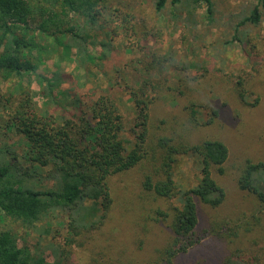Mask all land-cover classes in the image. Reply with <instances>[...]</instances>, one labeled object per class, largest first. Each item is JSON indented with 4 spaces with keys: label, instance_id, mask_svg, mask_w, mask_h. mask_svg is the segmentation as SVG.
<instances>
[{
    "label": "rangeland",
    "instance_id": "rangeland-1",
    "mask_svg": "<svg viewBox=\"0 0 264 264\" xmlns=\"http://www.w3.org/2000/svg\"><path fill=\"white\" fill-rule=\"evenodd\" d=\"M170 1L158 11L156 0H102L94 25H86L83 16L73 19L85 33L93 59L80 56L75 47L67 52L53 39L40 38L46 49L32 53L38 64L35 73L5 78L0 72V160L7 146L23 156L25 138L10 126L11 118L18 101L27 96L33 104L44 106L45 82L40 85V76L60 77L58 90L67 93L57 90L60 103L49 108L67 116L76 98L90 112L100 95L114 97L123 113L122 137L130 146L136 139L130 90L149 86V157L127 172L110 176L113 202L102 227L75 234L63 210L26 226L0 210V231L9 230L19 246L42 253L48 263L226 264L228 257L236 262L256 258L264 262V207L238 184L247 159L264 160V14L258 25L236 29L256 0H213L212 18L204 5L188 17L184 4L174 10ZM174 12L181 17L175 18ZM240 87L246 100L263 102L253 112L241 103ZM192 105L197 110L195 122L189 111ZM213 109L218 110L217 116ZM178 134L194 143L221 137L230 155L223 173L213 169L226 191L225 201L212 207L197 199V243L169 257L171 219L158 211L172 213L180 205L178 196H157L144 188L143 181L146 173L156 171L161 175L153 178L162 179L166 153L159 137L180 138ZM200 167L197 157L178 154L173 165L176 182L182 188L194 186ZM39 182L51 184L47 179Z\"/></svg>",
    "mask_w": 264,
    "mask_h": 264
},
{
    "label": "trees",
    "instance_id": "trees-1",
    "mask_svg": "<svg viewBox=\"0 0 264 264\" xmlns=\"http://www.w3.org/2000/svg\"><path fill=\"white\" fill-rule=\"evenodd\" d=\"M102 0H0V72L5 78L23 73H35L38 64L32 53L45 50L40 38L53 39L70 52L75 47L81 56L93 59L87 50V37L82 33L75 16H83L86 25H94ZM168 0H156L158 11L165 8ZM174 10L184 4L188 17L204 5L212 18L213 0H171ZM264 0H256L237 24L258 25L263 19ZM175 18L181 14L173 13ZM238 31V30H237ZM238 34L235 35L237 39ZM86 59V58H85ZM84 59V60H85ZM46 101L44 106L33 104L30 97L18 101L10 126L25 138L23 156L8 146L2 150L0 160V210L7 216L19 219L24 225H34L43 215L55 210L67 213L69 229L79 234L99 229L106 222L112 208L109 178L136 167L149 157L146 146L150 135L149 122L152 98L149 86L130 90L136 109L135 142L128 145L122 137L123 113L116 99L100 95L92 102L90 112L81 98L74 99L73 112L66 114L53 111L49 105L60 103L57 90L61 85L58 75L53 78L40 76ZM239 85H242L239 84ZM64 95L67 93L58 90ZM62 91V92H61ZM244 88H238L243 105L253 112L260 104L246 100ZM192 120L196 109H189ZM213 115L218 110L213 109ZM264 119V116L262 117ZM213 116L208 120L212 122ZM195 122V121H194ZM178 137H159V145L165 150L162 179L146 173L143 186L157 196H178L180 205L172 213L159 210L161 217H170L173 239L167 248L169 257L188 251L195 243L198 224L197 199L216 207L226 199L224 187L217 181L213 169L224 172L230 150L218 136L205 138L197 143ZM178 154L198 158L200 179L194 186L182 188L174 178L173 165ZM161 175V174H160ZM47 179L51 184L39 182ZM239 187L254 194L264 207V160L247 159L238 178ZM87 199H91L87 203ZM0 264H53L42 253L31 252L18 245L9 230L0 231ZM226 264H264L254 261H233Z\"/></svg>",
    "mask_w": 264,
    "mask_h": 264
}]
</instances>
